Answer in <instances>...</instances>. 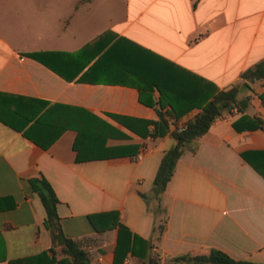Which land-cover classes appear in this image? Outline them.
<instances>
[{
	"label": "crops",
	"instance_id": "1",
	"mask_svg": "<svg viewBox=\"0 0 264 264\" xmlns=\"http://www.w3.org/2000/svg\"><path fill=\"white\" fill-rule=\"evenodd\" d=\"M92 1L67 2L63 14L57 1L0 0V117L15 127L0 121V264L52 245L29 183L40 177L59 201L64 236L80 246L88 264H179V256L212 249L264 264V176L254 168L264 172V79H242L264 60V0H121L111 4L103 30L73 47L75 25L83 22L86 31L100 22L81 21ZM53 28L70 35L69 47L53 44ZM104 32L216 91L239 87L237 99L249 98L243 114L224 112L184 150L161 193L154 179L175 145L172 128L162 138L151 136L160 95L140 94L131 76H144L146 61L135 67L118 58V50L105 56L108 48H84ZM29 99L48 104L38 120H28L36 111ZM200 112L194 107L178 120ZM259 121V128H247ZM142 150L144 158L134 162ZM107 212H116L128 233L119 242L118 226L98 232L88 219Z\"/></svg>",
	"mask_w": 264,
	"mask_h": 264
},
{
	"label": "trees",
	"instance_id": "2",
	"mask_svg": "<svg viewBox=\"0 0 264 264\" xmlns=\"http://www.w3.org/2000/svg\"><path fill=\"white\" fill-rule=\"evenodd\" d=\"M90 47L108 48L104 54L105 56L110 52L117 53V50L118 53H120L119 51H124L120 55L117 53V57L132 61L130 65H134L135 67L136 65L139 66L140 62H147L148 70L144 76L140 75L142 73L138 71L136 73L135 71L131 72V76L135 77V80L138 81L137 87L140 94L148 90L151 92L157 91L160 95L159 102H157L159 109L156 110L158 120L152 123L154 125V131L151 136L154 139L164 137L169 131V117L178 119L190 109L201 107V112L189 119L185 123L183 130L171 132L175 140V145L164 154L157 170L154 179V190L156 193H161L165 189L172 177L176 162L184 150L193 141L205 135L216 119L220 118L224 112H229L234 108L243 114L248 106L249 98L237 99L239 87H233L226 91H216L214 86L203 82L202 79L182 69L172 67L168 62H165L150 51L140 48L124 38H117L116 35L110 32H104L94 42L84 48ZM31 56L36 58L35 54H31ZM50 67L59 73V70L54 66L50 65ZM135 67L132 66V68ZM242 79L248 83L264 79V60L247 69L242 74ZM259 99L264 105V93L259 95ZM28 101L34 103L36 106L35 115L28 118L29 121H34L41 115L48 104L38 100L29 99ZM146 104L152 107L155 106L152 102H146ZM166 104L171 108L170 112L162 111ZM246 118V116H242L240 119L243 120ZM0 121L15 128L8 122H5L1 117ZM261 123L260 121L250 123L247 125V128H259ZM233 127L236 130L240 129L237 122L233 123ZM23 134L28 136L25 132ZM142 136L145 135L142 134ZM242 158L248 162L249 154H243ZM78 161H81V158H78ZM254 168L264 176V172L259 170L257 166L254 165ZM29 183L45 211L43 226L49 232L52 245L48 250L37 255L10 260L8 264H88L85 252L75 241L67 239L62 232L57 214L59 201L51 185L43 177L31 179ZM88 219L98 232L113 229L118 226V242L120 238L128 234L124 227L118 224V215L116 212L94 214L88 216ZM4 251V241L0 234V261L5 260ZM59 254L64 255V257L58 260L56 256ZM175 261L179 264H257L249 261L235 260L216 249L210 250L206 255L179 256L175 258Z\"/></svg>",
	"mask_w": 264,
	"mask_h": 264
},
{
	"label": "rangeland",
	"instance_id": "3",
	"mask_svg": "<svg viewBox=\"0 0 264 264\" xmlns=\"http://www.w3.org/2000/svg\"><path fill=\"white\" fill-rule=\"evenodd\" d=\"M52 1L54 2L57 1L59 3H62V5H58L56 7L61 8L62 11L60 13L64 14V4H66L67 2H71L72 0H52ZM120 1L121 0H93L90 6H85V8L82 11L81 21L88 20L89 22H91L92 20H100V22L98 21L99 23H97V25H95L94 27H91V29L89 30L87 29L86 31H85V28L83 30V27H84L83 22L79 23V26L75 25L72 31L79 32V40L73 43V47L74 45H78V43L79 45L83 44L84 42L89 40L91 37H93L98 31L103 30L106 27L105 25L107 23L105 21L106 20L105 18L108 15L111 16L113 14L110 8L111 4L113 3V4L118 5ZM53 25L55 26L54 23ZM68 40H70V35L68 33H64V31L53 28L52 30L53 44L60 41V42H64V47H69L70 44H67L69 42ZM58 47H62V46H58Z\"/></svg>",
	"mask_w": 264,
	"mask_h": 264
},
{
	"label": "built area",
	"instance_id": "4",
	"mask_svg": "<svg viewBox=\"0 0 264 264\" xmlns=\"http://www.w3.org/2000/svg\"><path fill=\"white\" fill-rule=\"evenodd\" d=\"M169 121V126L172 128V131H181L185 128V123L183 121H179L178 119L169 117L168 118ZM145 156V150H142L140 153H138L136 155V157L134 158V162H139L141 161Z\"/></svg>",
	"mask_w": 264,
	"mask_h": 264
}]
</instances>
